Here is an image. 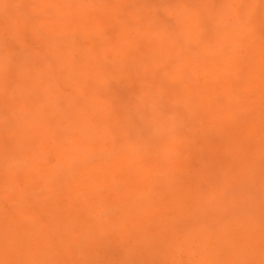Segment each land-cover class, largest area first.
<instances>
[{"label": "rangeland", "instance_id": "obj_1", "mask_svg": "<svg viewBox=\"0 0 264 264\" xmlns=\"http://www.w3.org/2000/svg\"><path fill=\"white\" fill-rule=\"evenodd\" d=\"M0 264H264V0H0Z\"/></svg>", "mask_w": 264, "mask_h": 264}, {"label": "bare ground", "instance_id": "obj_2", "mask_svg": "<svg viewBox=\"0 0 264 264\" xmlns=\"http://www.w3.org/2000/svg\"><path fill=\"white\" fill-rule=\"evenodd\" d=\"M57 18H58V17H57ZM109 27H110V26H109ZM258 52H259V50H258ZM259 53H260V52H259ZM79 54H80V53H79ZM260 54H261V53H260ZM246 55H247V54H246ZM246 55H245V57H248V56H246ZM243 58H244V57H243ZM248 60H249V59H248ZM252 60H253V59H252ZM238 64H239V63H238ZM250 68H251V67H250ZM101 73H102V72H101ZM102 79H103V78H102ZM248 81H249V80H248ZM245 85H246V84H245ZM164 91H165V90H164ZM127 95H128V94H127ZM130 95H131V94H130ZM123 99H124V98H123ZM194 99H195V98H194ZM188 102H189V101H188ZM122 103H123V102H122ZM191 106H192V105H191ZM257 109H258V108H257ZM125 112H126V111H125ZM245 113H246V112H245ZM258 114H259V112H258ZM180 118H181V117H180ZM246 118H247V117H246ZM255 118H256V117H255ZM255 118H253V119H255ZM60 119H61V118H60ZM237 119H238V118H237ZM182 120H183V119H182ZM189 120H190V119H189ZM189 120H188V121H189ZM242 121H243V120H242ZM248 121H250V120H248ZM61 122H63V121L61 120ZM175 122H178V121L176 120ZM178 123H179V122H178ZM185 123H187V122H185ZM231 123H232V122H230V124H231ZM172 125H173V124H172ZM180 126H181V125H180ZM191 126H192V125H191ZM187 128H188V127H186V129H187ZM191 128H192V127H191ZM239 128H240V127H239ZM189 129H190V128H189ZM258 129H259V128H258ZM171 130H172V129H171ZM201 132H202V131H201ZM252 132H253V131H252ZM257 132H258V131H257ZM79 133H80V132H79ZM192 133H193V132H192ZM214 133H215V132H214ZM127 134H128V133H127ZM130 134H131V133H130ZM130 134H129V135H130ZM237 134H238V133H237ZM240 134H241V133H240ZM129 135H128V136H129ZM123 136H124V135H123ZM128 136H126V137L128 138ZM199 136H200V135H199ZM126 137H125V138H126ZM126 140H128V139H126ZM135 140H136V139H135ZM138 140H139V139H138ZM188 140H189V139H188ZM239 140H240V139H239ZM123 141H124V140H123ZM108 142H109V141H108ZM125 142H126V141H125ZM222 142H223V141H222ZM239 142H240V141H239ZM203 143H204V142H203ZM138 148H139V147H138ZM203 148H204V146H203ZM236 148H237V147H236ZM134 149H135V148H134ZM234 150H235V149H234ZM135 151H136V150H135ZM225 154H226V153H225ZM50 155H51V154H50ZM149 156H150V154H149ZM203 159H204V158H203ZM202 161H203V160H202ZM122 162H123V161H122ZM203 163H204V162H203ZM148 164H149V163H147V165H148ZM122 167H123V166H122ZM147 168H148V166H147ZM123 169H124V168H123ZM166 172H167V171H166ZM48 173H49V172H48ZM124 173H125V172H124ZM15 174H16V173H15ZM62 175H63V174H62ZM45 176H47V174H46ZM63 176H64V175H63ZM63 176H62V177H63ZM115 176H116V175H115ZM47 177H48V176H47ZM50 177H51V176H50ZM53 177H54V176H53ZM58 177H59V176H58ZM66 177H67V176H66ZM59 178H60V177H59ZM15 179H16V178H15ZM48 179H49V178H48ZM53 180H54V179H53ZM61 181H62V180H61ZM61 181H60V182H61ZM216 182H217V181H216ZM222 182H225L224 179H222ZM67 183H68V182H67ZM215 184H216V183H215ZM77 185H78V183H77ZM153 185H154V184H153ZM46 189H47V188H46ZM53 189H54V188H53ZM73 189H74V187H73ZM174 190H175V189H174ZM147 191H148V190H147ZM220 191H221V190H220ZM222 191H223V190H222ZM78 194H79V193H78ZM118 194H120V193H118ZM199 194H200V193H199ZM197 196H198V195H197ZM199 196H200V195H199ZM219 196H220V195H219ZM222 197H223V195H222ZM222 197H221V198H222ZM203 198H204V197H203ZM219 198H220V197H219ZM145 200H146V199H145ZM221 200H222V199H221ZM71 201H72V200H71ZM72 205H73V204H72ZM207 205H208V204H207ZM220 207H221V206H218V205H217V206L214 208L215 211L218 210ZM223 207H224V206H222V208H223ZM226 207H227V206H225L224 208H226ZM203 208H204V207H203ZM220 209H221V208H220ZM231 209H232V208H231ZM233 209H234V207H233ZM32 210H33V208H32ZM92 210H93V209H92ZM87 211H88V210H87ZM211 211H212V208H211V209L209 208V210L205 209V210H204V214L206 213V215H211ZM218 211H219V210H218ZM58 212H59V211H58ZM140 212H141V211H140ZM142 212H144V211L142 210ZM142 212H141V213H142ZM214 213H215V212H214ZM231 213H232V212H231ZM231 213H230V214H231ZM100 214H101V213H100ZM216 214H217V213H216ZM59 215H60V214H59ZM199 217H200V216H199ZM212 218H213V217H212ZM71 219H72V218H69V219H68V221L65 223V227H64V228H67V229H68V227H70V226L73 224V222L71 221ZM219 219H220V217H219ZM219 221H220V220H219ZM68 222H69V223H68ZM216 222H218V219H217ZM148 223H149V222H148ZM115 224H116V223H115ZM196 226H197V225H196ZM210 226H211V225H210ZM111 227H112V225H111ZM141 228H142V227H141ZM195 228H196V227H195ZM202 229H203V228H202ZM213 229H214V228H213ZM139 232H140V231H139ZM197 232H198V231H197ZM144 234H145V233H144ZM35 237H36V236H35ZM229 237H230V235H229ZM195 241H196V240H195ZM23 244H24V243H23ZM171 244H172V243H170V246H171ZM79 246H80V245H79ZM132 253H133V252H132ZM145 255H146V254H145Z\"/></svg>", "mask_w": 264, "mask_h": 264}]
</instances>
